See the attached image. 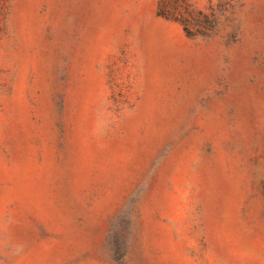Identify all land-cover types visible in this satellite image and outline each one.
<instances>
[{"label": "rangeland", "instance_id": "rangeland-1", "mask_svg": "<svg viewBox=\"0 0 264 264\" xmlns=\"http://www.w3.org/2000/svg\"><path fill=\"white\" fill-rule=\"evenodd\" d=\"M0 264H264V0H0Z\"/></svg>", "mask_w": 264, "mask_h": 264}, {"label": "trees", "instance_id": "trees-1", "mask_svg": "<svg viewBox=\"0 0 264 264\" xmlns=\"http://www.w3.org/2000/svg\"><path fill=\"white\" fill-rule=\"evenodd\" d=\"M161 15H163V16H165V14L164 13H160Z\"/></svg>", "mask_w": 264, "mask_h": 264}]
</instances>
